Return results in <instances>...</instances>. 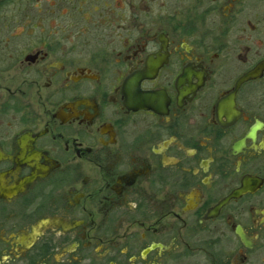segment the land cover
<instances>
[{"label":"flooded vegetation","instance_id":"1","mask_svg":"<svg viewBox=\"0 0 264 264\" xmlns=\"http://www.w3.org/2000/svg\"><path fill=\"white\" fill-rule=\"evenodd\" d=\"M8 1L0 264H264V0Z\"/></svg>","mask_w":264,"mask_h":264},{"label":"rangeland","instance_id":"2","mask_svg":"<svg viewBox=\"0 0 264 264\" xmlns=\"http://www.w3.org/2000/svg\"><path fill=\"white\" fill-rule=\"evenodd\" d=\"M38 0H33L32 1V4L35 2H37ZM15 2L13 1V0H9L8 2H6L5 4H4V6H3V10L5 11V15H6V18H5V22H6V20L9 18V17H7L8 15L10 16L11 14H12V10H14V4ZM34 3V4H35ZM58 6H62V3L58 0ZM42 4H45V1L44 0H42ZM57 6V7H58ZM57 7H55V6H53V8H54V11H56V13L53 15V17H54V20H53V23H54V26H53V28L51 29V35H50V38L51 39H61L62 38V36L64 35L63 34V32H64V30H65V26H63L64 25V21H65V16H60V11H59V8H57ZM32 10V13H36L35 11H34V9H31ZM9 21V20H8ZM9 23H6V25H8ZM63 26V27H62ZM30 27H28V28H25L23 31L21 30V33H20V36H19V38L18 37H16V38H13V39H30L31 38V33L29 32L28 33V29H29ZM43 29V31L41 30V28L39 27L38 29H36L35 30V32H33V37L35 36H37V37H39V36H43L44 35V33H45V29H44V27H42ZM13 30L14 29H10V33H12L13 32ZM49 30V29H48ZM8 32V33H7ZM9 34V29L8 28H6V32H5V36H7ZM47 35V34H46Z\"/></svg>","mask_w":264,"mask_h":264}]
</instances>
